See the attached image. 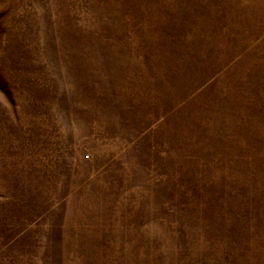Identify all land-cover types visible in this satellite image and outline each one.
<instances>
[{"label":"rangeland","instance_id":"1","mask_svg":"<svg viewBox=\"0 0 264 264\" xmlns=\"http://www.w3.org/2000/svg\"><path fill=\"white\" fill-rule=\"evenodd\" d=\"M0 264H264V0H0Z\"/></svg>","mask_w":264,"mask_h":264}]
</instances>
